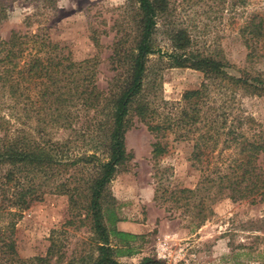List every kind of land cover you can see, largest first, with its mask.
<instances>
[{
  "label": "trees",
  "instance_id": "16d2710c",
  "mask_svg": "<svg viewBox=\"0 0 264 264\" xmlns=\"http://www.w3.org/2000/svg\"><path fill=\"white\" fill-rule=\"evenodd\" d=\"M212 1L230 19L245 17L238 34L249 50L248 58L262 57L264 10H248L255 0ZM136 2L140 39L132 55L124 54L130 60L125 82L119 87L120 78L114 80L118 90L108 97L93 88L92 81L67 85L74 67L70 56L58 53L55 44L39 35L13 34L0 40V264H50L59 255L55 236L46 257L24 259L17 247L22 214L48 195L68 196L74 218L86 209L98 237L99 255L92 264H119L103 206L109 184L128 161L125 135L134 117L154 138V159L168 153L170 136L174 142L192 144L191 160L201 174L197 185L171 187L157 174L155 201L164 198L175 209H183L196 228L214 216L213 206L223 199L264 202V127L242 108V98L264 96V72L233 75L229 72L233 66L220 53L195 50L187 30L172 28L170 68L199 71L203 82L185 91L179 101L145 98L147 65L156 53L153 38L164 7L159 0ZM71 100L85 113L81 114L86 117L81 130L82 138L88 139L85 151L73 141L47 138L59 124L69 127L73 115L63 114V109ZM112 235L121 240L132 237L124 232ZM141 264L161 263L145 259Z\"/></svg>",
  "mask_w": 264,
  "mask_h": 264
},
{
  "label": "rangeland",
  "instance_id": "374dc122",
  "mask_svg": "<svg viewBox=\"0 0 264 264\" xmlns=\"http://www.w3.org/2000/svg\"><path fill=\"white\" fill-rule=\"evenodd\" d=\"M159 1L164 10L153 38L156 53L149 56L147 65L145 98L179 101L185 91L203 82L199 71L170 68L167 54L172 52L168 38L172 28L187 30L195 50L220 53L233 66L229 70L233 75L264 72V55L249 59L238 34L245 17L230 19L212 0ZM259 2L255 0L248 10H264V2ZM138 14L136 0H0V40H9L13 34L39 35L55 44L58 53L70 56L74 67L67 85L92 81L93 88L108 97L118 90L114 80L120 78L122 87L127 77L130 60L125 55L135 52L140 39ZM76 104L71 100L63 109V114L73 115L69 127L55 125L47 138L73 141L85 151L88 139L82 138L81 130L86 117ZM242 108L264 127V96L242 98ZM35 126L32 123L31 128ZM173 140L170 136L168 153L154 159V138L137 117L130 123L125 135L128 161L109 184L103 206L114 259L119 264H141L145 259L161 264H264V202L252 205L223 199L213 206L214 216L196 228L183 209H175L164 198L155 201L157 174L166 185L179 189H193L201 175L191 160L192 144ZM120 225L127 231L120 230ZM16 230L24 259L46 257L54 236L60 251L50 264H92L99 255L92 220L86 209L74 218L68 196L48 195L33 203ZM113 232L132 237L121 240Z\"/></svg>",
  "mask_w": 264,
  "mask_h": 264
},
{
  "label": "crops",
  "instance_id": "0c3cea01",
  "mask_svg": "<svg viewBox=\"0 0 264 264\" xmlns=\"http://www.w3.org/2000/svg\"><path fill=\"white\" fill-rule=\"evenodd\" d=\"M119 229L122 230V231H127V230H125V229L123 228V226H121V225L119 226Z\"/></svg>",
  "mask_w": 264,
  "mask_h": 264
}]
</instances>
